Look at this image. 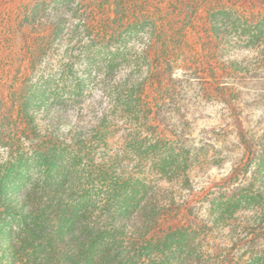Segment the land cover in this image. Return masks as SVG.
<instances>
[{
	"label": "trees",
	"instance_id": "obj_1",
	"mask_svg": "<svg viewBox=\"0 0 264 264\" xmlns=\"http://www.w3.org/2000/svg\"><path fill=\"white\" fill-rule=\"evenodd\" d=\"M146 27L152 31L136 59L146 62L147 73L123 80L129 44ZM263 32L264 0H0V138L14 139L19 130L18 141H30L34 163L44 167L35 174L23 153L0 166V264H186L199 255L196 222L133 220L138 186L120 168L103 172L100 191L74 181L66 147L81 118L67 111L90 82H99L114 95V106L139 116L130 136L135 145L168 144L143 119L153 116L160 128L167 92L188 73L180 56L190 36L207 44L225 71L241 65L227 46L248 47ZM107 119L95 135L108 142L116 123ZM235 126L246 140L239 116ZM196 147L179 138L173 149L182 155Z\"/></svg>",
	"mask_w": 264,
	"mask_h": 264
},
{
	"label": "rangeland",
	"instance_id": "obj_2",
	"mask_svg": "<svg viewBox=\"0 0 264 264\" xmlns=\"http://www.w3.org/2000/svg\"><path fill=\"white\" fill-rule=\"evenodd\" d=\"M151 31V27L140 29L129 44L134 49L119 69L121 79L131 72L135 77L146 75V62L136 56ZM235 36L230 35L232 44ZM196 37L190 36L180 56L189 68L187 76L160 103V128L151 124L153 116L143 119L151 132L160 131L171 139L168 144L150 150L135 145L130 136L136 132L139 116L134 109L114 106V95L104 90V84L90 82L82 101L67 111L74 120L77 115L81 120L68 139L66 158L75 166L74 181L94 184L98 191L109 166L125 172V178L138 186L130 212L141 225L153 217L172 224L196 222L199 234L193 244L199 255L186 264H246L250 260L264 264V32L248 47L228 45L227 55L241 65L225 71L223 64L209 57L208 45ZM162 114L167 116L164 121ZM106 115L116 123L108 142L95 135ZM237 116L243 121L246 140L238 136ZM14 133V139L0 138V166L23 153L32 161L34 173L40 174L44 167L34 163L32 144L18 141L19 130ZM179 138L196 144L197 153L180 155L173 149H178Z\"/></svg>",
	"mask_w": 264,
	"mask_h": 264
}]
</instances>
